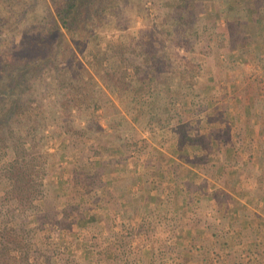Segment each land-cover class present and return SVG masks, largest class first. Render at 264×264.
I'll return each instance as SVG.
<instances>
[{
	"label": "trees",
	"instance_id": "obj_1",
	"mask_svg": "<svg viewBox=\"0 0 264 264\" xmlns=\"http://www.w3.org/2000/svg\"><path fill=\"white\" fill-rule=\"evenodd\" d=\"M239 2L171 0L173 13L168 16L163 12L166 0H0V264H41L40 253L29 255L30 251L41 250L34 247L33 241L43 240L45 230H59L62 211H55L54 221H48L39 200L47 198L48 164L63 157L68 148L66 140L75 142L88 137L94 140L100 136L103 144H112L114 154H126L131 147L128 135L138 113L145 115L146 125L157 134L163 133L180 144L179 148L166 149L185 159L186 171L194 168L198 162L194 159L198 147L193 145L199 140L197 132L217 117L209 114L208 119L199 123H188L178 115L175 100L192 96L190 90L198 80L209 81L203 64L208 55L213 56V63H218L219 55L228 48L242 49L240 60H249L243 47L255 26L264 33V24L252 6H246L245 16L239 17ZM214 7L219 8L217 13ZM136 17L143 20L142 27H134ZM22 20L26 21L25 26L12 39L9 27ZM219 20L224 26L219 25ZM217 27L225 28L228 36L233 37L230 47L226 36L216 31ZM254 51L261 62L263 46L255 47ZM179 82L184 86L178 96L172 84ZM106 105L113 107V114L105 113ZM60 136L62 144L55 146V137ZM48 146L53 152H47ZM103 147L101 144L92 150V157L99 158ZM174 161L168 158L164 162L170 163L166 169L156 159L158 170L174 173L178 167ZM225 161L201 163L206 164L207 172L216 181L229 171ZM126 163L125 159L108 163L109 167L121 166L108 178L135 177L125 170ZM71 174L80 190L89 189L90 194L96 186L100 190L97 199L92 195L95 198H87L88 201L101 200L105 191L102 177L83 167L72 169ZM82 196L79 204L85 201ZM77 207L81 211L80 205ZM180 222L170 208L165 205L152 208L149 201L137 219L121 216L115 225L117 231L106 234L113 241L104 249L90 243L84 235L82 251L85 255L96 254L93 263L69 256L66 253L69 247H62L63 258L53 249L42 261L43 264H134L141 258L135 248L150 264H166L157 258V252L163 251L164 242L175 237V245H166L168 264H185L183 258L179 262L174 260L184 256L207 262L208 250L192 249L191 240L187 245L179 242L177 232L183 226ZM241 227L254 234L250 222L243 221ZM162 229L161 236L158 230ZM88 234L92 235V230ZM98 235L101 240L106 239L99 231ZM222 239L231 248V239ZM132 240H137L133 246ZM256 249V244L247 243L245 254L240 251L242 256L238 253L226 264H242L237 256H241L244 264H264L262 259L253 263L254 255L259 254ZM52 255H57V262L50 263Z\"/></svg>",
	"mask_w": 264,
	"mask_h": 264
},
{
	"label": "rangeland",
	"instance_id": "obj_2",
	"mask_svg": "<svg viewBox=\"0 0 264 264\" xmlns=\"http://www.w3.org/2000/svg\"><path fill=\"white\" fill-rule=\"evenodd\" d=\"M239 1V8L241 9L237 13L239 17H242V15L245 16L244 9H246V6H252V8L254 9V14H256V17L260 19L262 25L264 24V0ZM171 8V0H166V3H164L163 5V12L166 15L170 16L173 13V11H171ZM216 9L219 8L214 7L213 11L216 12ZM219 13L223 14L220 10ZM149 14H152L151 10H149ZM25 23L26 21L22 20L9 27L8 32L11 35L12 39L17 38V30L23 28L25 26ZM143 23L144 22L141 17H136L134 27H142ZM228 23L231 24L232 21H229ZM222 24L223 22H220L219 20V25ZM216 31L226 36V41L228 40V45L230 47L233 37L231 35L228 36L227 30L222 27H217ZM251 33L252 36H250L249 42H247L248 40L246 41L243 50L249 53L251 57H253V54L255 53V47L263 46L262 53H264V33L263 30L258 29L257 26H255ZM3 35H5V33H3ZM240 55L243 56L241 52L237 53L235 49L229 50L228 48L225 52H222L219 55L218 63H213V56L208 55L203 61V64H206L207 68L205 69L204 75L209 78V81L204 83L201 80H198V82L194 84L193 88L190 90L193 95L189 97L187 96L186 98L182 99L178 97L177 100H175V108L178 111V115H181V117L183 116V118L188 123H199L209 114L217 117L210 120L212 124L201 127L198 130L197 137L199 138V140L193 143V145L198 147L195 150V153L198 154L194 157V159L198 162H202L205 160L206 164L209 162L223 163L226 162L225 160H227L229 164V167L227 169L229 171H225L219 177L216 176L218 183L222 180V178H228L227 175H231L230 171L232 170V175L235 177L234 180H236V182H234V185L231 184L232 179H229L230 182L228 184V188H230L232 194L241 195V193H243V198H252L251 200L254 202H249L257 204L259 202L258 199L254 200V198H258V194H256L257 191H252L256 173L253 169L254 161L252 159L253 154L251 153V147L253 143L252 139L254 137L252 130L264 129V67L262 66L264 63V58L261 62H259L255 60V57H250L251 60L242 62V60H240L239 58L241 57ZM256 59L258 60L257 56ZM183 86L184 85H182L181 82L172 84L173 89H175V91H178V96L180 95L179 93L182 92ZM248 96L250 97L248 101L250 105L249 110H247L248 113L244 114L246 116L244 117L243 121L241 123L237 122L239 123L237 125L236 121H234V117L236 115L238 116V113L240 112L239 107L241 104H243L244 100H247ZM104 110L107 115H111L114 113L113 107H109L108 105L105 106ZM170 110L172 111L171 107ZM135 115L137 116V119L132 123L133 128L128 135L131 141V147L129 150L131 152L133 151L134 154H130L129 150L127 153L125 152L126 154H114V152L112 151V144H109L108 142L103 144L101 140L102 137L100 136L95 137L94 140H92V137H88V139H83L81 141H65V147H71V150L69 151L67 150L68 148H65V154L57 163L48 164V174L46 176V179H49V186L47 187L46 192L47 198L42 202L41 200H39V204H41V206L43 207L42 209L44 215H46V219H48V221H54L53 216H55V211H62V218H60L59 221L61 222L59 223L60 227L58 228L59 230H45L46 232H43V236H45L43 240L39 238L34 239L33 243L36 245L35 246L33 244L34 247L41 250L30 251V257L37 256V254L40 253L41 256H39V261L41 264H43V257H45L44 259L49 257L48 254L51 250L54 249V251H56V254H59L58 257L63 258L60 257V251L63 249L62 247H69L66 252L69 254V256L80 258V261L82 259H86L87 261L89 260L93 263L97 257L96 254H94V252H90L85 255L84 251H82V242L84 235H87L90 243H95L98 247H101L100 249H104L106 244L110 243V241H113L111 238H107L106 233L104 235L102 234L106 237V239L101 240L100 235H98V230L94 225L90 224V226H84V220L89 217V214L92 215L94 213L93 208H96V205L98 204V202H100L98 200L97 203L94 202L96 200H92L91 202L88 201L87 198L90 199V197L95 198L97 196L95 198L97 199L99 195L98 192H100V190L97 186L96 189L93 190L92 194H90L91 191H87L89 189H83L84 191L80 190L79 187L74 184V181L72 179V169H76V167L77 169L78 167H83L84 169H88L90 173H96L99 178L102 177V179L106 181L110 174L109 166L107 165L108 163L116 161L117 159H125V161H128L129 163H131V161H134V159H137L138 161H140L141 159L142 162H146L148 165H152L153 163L156 165V159L157 162L159 160H162L161 162H164L167 160V158L175 161L185 162L184 158V160L178 158L174 154L170 153V150L168 151L166 149L167 147L171 149L175 146L176 148H179L180 144L177 145L175 139H173L172 137L170 139L168 138L169 136L164 135L163 133L157 134L154 129L148 127L145 122V115H139L138 113ZM257 119L260 120L259 123L255 121ZM237 127H239L238 133L236 131ZM165 131L166 130H164V132ZM189 132L191 133L190 129ZM21 133L23 135L25 134V130L23 128L21 130ZM54 144L55 146L62 144L61 136L55 137ZM101 144L104 146L103 149H101V156L99 158H93L92 150L100 148ZM236 147L241 150L237 152L235 149ZM141 149H143L145 152L144 156L139 153L136 154V151H141ZM47 152H53L52 147L48 146ZM162 155L163 158H161ZM102 156L105 157V160H103ZM186 159L190 160L191 157H187ZM93 161H98V163H94ZM100 161L102 163L107 162V164L103 165ZM194 167L196 168L198 167V165L195 164ZM143 176H146L145 173L143 174ZM106 183H104V185ZM215 187V184H213V188ZM92 195H94L95 197H92ZM79 196H82V198L85 200L81 202V204L78 203L80 201L78 200L80 198ZM232 199L234 198H232V196H229L228 200ZM33 203L36 202L34 201ZM77 205H80L81 211L78 210V207L76 208ZM111 205L114 206V203L106 202L105 207H109ZM110 218H105L104 221L114 227L121 217H119L118 220H115L113 215H111ZM76 219L77 225L75 224ZM258 228L260 229L259 237H262V235L264 234V221L261 222V226L258 225ZM90 230H92L93 232L92 235L88 234ZM240 230L237 233H233L230 235V239L233 244L231 245V248L225 246L221 251L219 250V252H217L218 256L221 257V260L225 261V264L228 260L232 261L233 256L238 253L240 254V251L242 255L243 253L245 254V250H243L245 245H247V243H253L252 240L256 239L257 237L256 231H253L254 234H249V232L244 229L242 231ZM65 233L70 234L67 235ZM200 234L204 236L203 244L205 243L204 245H208L210 243L208 238H205V234H203L202 232H200ZM186 237L187 235H184L182 238L186 239ZM207 237L210 236L207 235ZM238 241H240V244H237ZM136 242L137 240H132V246L135 245ZM188 243L189 242H186V245ZM260 244V247H257L256 251L262 253V256L260 257H262L261 259H264L263 241H260ZM209 247L211 248V246ZM92 250L93 249L89 251ZM133 250L135 252H138L139 257H141L138 261H134V264H150L148 259H146L143 255H140L141 253L139 250L135 248ZM158 251L159 252H157V255L159 256L157 258L159 260L164 259L167 252H164V250ZM57 255L50 256V263L51 261L53 263L58 261ZM241 256H237V261L240 260V262L244 264V261L241 260ZM255 256L257 255H254L255 260L253 261V263L256 262ZM258 259L260 258L257 257V260Z\"/></svg>",
	"mask_w": 264,
	"mask_h": 264
},
{
	"label": "crops",
	"instance_id": "obj_3",
	"mask_svg": "<svg viewBox=\"0 0 264 264\" xmlns=\"http://www.w3.org/2000/svg\"><path fill=\"white\" fill-rule=\"evenodd\" d=\"M236 52H241V50L238 49ZM254 54L251 57L247 53L249 60H251L250 57H255V60L258 61L256 54ZM262 66L264 67V63ZM249 98L248 96L247 100H244L243 104L240 105V115L238 113V116L234 117L236 123H241L246 116L244 114L248 113L247 110H249L250 106L248 102ZM255 121L257 123L260 122L258 119ZM236 131L237 133L239 132V127H237ZM252 133L254 137L252 139L251 153L253 154V169L256 176L254 177L253 187H251L252 191H257L258 198H254V200L258 199L259 202L257 204L249 202L252 201V198H243V193L241 195L232 194L230 188H228L229 179H232L231 184L235 185L234 182H236L232 174L227 175L228 178H222L218 183V180L214 181L210 173L207 172L206 164L202 165L201 162L195 163L198 167L189 168L186 171L187 166L185 162L174 161V164H178V167L175 169L176 171L174 173H166L162 170L159 171L157 164L155 167H152L146 162H142L141 159L140 161L134 159L131 163H126L125 170L134 174L135 177L130 179L126 175H122L119 178L112 179L110 176L111 178L109 177L104 181V183L108 182L104 185V194L101 197L100 203L96 205V208H93L94 213L92 215L89 214V217L84 220V226L94 225L100 234L103 235L117 231L118 227H113L111 224L106 223L104 221L105 218H110L113 215L115 220H118L119 217L125 215L135 219L139 213L144 211L145 206L150 201L152 208L157 209L161 205H165L177 214L181 221L180 223L183 225L177 232L180 234L179 242L186 245V242L191 240L194 241V244L191 246L192 249L208 250L210 258L207 264H225V261L221 260V257H218L217 253L227 246L222 238L230 239L231 234L237 233L240 229V231L245 230V228L241 227V223L245 220L250 222L253 225L252 228L257 232V237L252 242L257 247H260V241L264 243V234L262 237H259L260 229L258 228V225L261 226V222L264 221V129H254ZM235 149L237 152L241 150L237 147ZM143 152L144 150L141 149V151H136V154L139 153L144 156L145 152ZM129 153L134 154L133 151H129ZM161 157L163 158V155ZM164 162H161L162 164L159 166L164 165L167 169L170 163L164 164ZM207 164H210V162ZM119 169H121L119 165L110 166V174L112 175L113 172L115 173ZM144 173L146 176H143ZM213 184H215V188H213ZM229 196H232L234 199L228 200ZM106 202H113L114 206L105 207ZM92 216L93 219L91 218ZM200 232L205 234V238H208L210 242L208 245L203 244L204 236ZM158 234L162 236L163 229L162 231L158 230ZM182 234L187 235L186 239L182 238L184 236ZM207 235L210 237H207ZM172 238L164 242L165 246L162 247L164 252H167L166 245H175L177 239L175 237ZM209 246L211 248L214 247L212 249L215 253ZM260 256H262V253L257 254L255 257L257 259ZM168 259L166 253V257L163 259L166 264L170 263ZM174 260L175 262L183 260L185 264H206V261L192 257L189 258L188 256L175 258Z\"/></svg>",
	"mask_w": 264,
	"mask_h": 264
}]
</instances>
